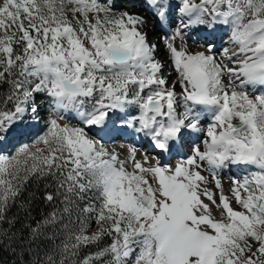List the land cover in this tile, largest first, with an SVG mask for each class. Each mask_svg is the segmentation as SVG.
<instances>
[{
  "label": "snow or ice",
  "instance_id": "obj_1",
  "mask_svg": "<svg viewBox=\"0 0 264 264\" xmlns=\"http://www.w3.org/2000/svg\"><path fill=\"white\" fill-rule=\"evenodd\" d=\"M146 6L179 15L167 65L114 0H0V264H264V0ZM197 26L228 45L192 51ZM126 129L153 154L109 151Z\"/></svg>",
  "mask_w": 264,
  "mask_h": 264
},
{
  "label": "bare ground",
  "instance_id": "obj_2",
  "mask_svg": "<svg viewBox=\"0 0 264 264\" xmlns=\"http://www.w3.org/2000/svg\"><path fill=\"white\" fill-rule=\"evenodd\" d=\"M120 1H122V2L120 3ZM123 1H125V2L123 3ZM114 2H115V0H114ZM174 2L175 1L172 0V3H174ZM122 3H123V5L127 4V6H124V7H128L130 9V11L138 12L139 14H141L142 16L147 18L148 24H147L146 31L148 32V38H149V40L151 42H153V43L158 45L157 53H156L157 59H159L161 62L165 63L166 65L169 64L170 63L169 62V58L167 57V54H165L166 47L164 45V40L166 38V35L170 36L172 34V32L175 30V28H176V26H177V24L179 22V19H180L178 13L174 14L173 23L170 26L169 25H163L165 27V29H160L159 30L158 26H159L160 23L157 21L156 18H154L153 16L148 17L149 16L148 13L140 12L141 10H145V11L149 12L148 7L146 6L147 0H136L134 2H132V0H127V1L126 0H119L118 4L122 5ZM133 4H135V5H145V7H133ZM221 27H222V30L220 31ZM217 28H219V31L217 29H208L205 26H197V27L191 29V31H189L188 37H186V41L187 42L190 41V44L187 43V45L190 46V49L192 51L194 49V48L192 49V47H193L192 45H196V44H199V45L204 46V47L206 45H209V44H215L217 49L222 48L223 46L219 42V39H218L219 38V34L222 31H225V33H226L225 37L228 34H227V31L224 30L223 26H217ZM157 32L162 33V35H160ZM161 52H162V54H161ZM169 70L171 71V69H169ZM174 77H175V73L173 72L172 73V77H170V79L174 78ZM122 132L124 133L125 136H129V134L131 133V129L122 130ZM116 134L117 133L114 132L110 136L104 137V142L110 143V142L115 141L116 139H118V137H116ZM130 141L133 142V147L139 148V149H143V151H145L144 144L146 142H149L146 139H142L140 136H138V137L136 136L135 140L130 139ZM134 141H137V143H135ZM140 145H143V146H140ZM147 153H150V151L147 152ZM227 173H231V174L234 173V174H237L238 176L246 174L244 170H241V169H239L237 167H234V166H230L228 169L224 170L222 172V175L227 174Z\"/></svg>",
  "mask_w": 264,
  "mask_h": 264
},
{
  "label": "rangeland",
  "instance_id": "obj_3",
  "mask_svg": "<svg viewBox=\"0 0 264 264\" xmlns=\"http://www.w3.org/2000/svg\"><path fill=\"white\" fill-rule=\"evenodd\" d=\"M127 1V0H126ZM134 1H136V0H132V2H134ZM173 1H175L174 3H178V0H173ZM122 1H120V3H121ZM125 1H123V3H124ZM129 2V1H128ZM139 2V1H138ZM123 3H122V5H123ZM133 5H135V4H133ZM147 5V4H146ZM123 6H127V4H124ZM126 8H128V7H126ZM128 10L130 11V9L128 8ZM140 12H144V13H148L149 14V16L148 17H151V15H150V13L149 12H147V11H145V10H141ZM153 20V19H152ZM162 25H160L159 24V26H158V28H159V30L160 29H165V27L164 26H162ZM174 28V27H173ZM158 31V30H157ZM163 32V31H162ZM157 33H159L160 35H162V33H160V32H157ZM164 33V32H163ZM223 35V34H222ZM219 42L222 44V46L224 47H226L227 45H228V43L226 44V41H228L227 39H228V35L225 37V35H223V36H219ZM187 42V41H186ZM180 43V41L179 40H177V45ZM187 43H189L190 44V41L189 42H187ZM189 48H190V46L189 45H187ZM193 47H192V49H193V51H204L206 48H207V46L208 45H206L205 47L204 46H201V45H199V44H196V45H192ZM197 47V48H196ZM161 54H162V52H161ZM165 54H167V57L169 58V54H168V51H167V49H166V51H165ZM169 62H170V60H169ZM37 104H38V106H39V109H40V115H41V121H40V127L41 128H43L45 125H44V121L45 120H47V118H48V116H49V114H50V109H49V106H48V104H47V101H46V99H43V98H41V99H38V101H37ZM136 110V109H135ZM137 111V110H136ZM136 113V112H135ZM117 117H119V113L118 114H116L115 115V117H114V119H115V121H116V118ZM124 120H125V118H123V122H124ZM117 122V121H116ZM35 124V121H33V120H31V119H29L28 121H27V123L26 124H24V125H22V127L23 128H28V127H30V126H32V125H34ZM122 126H123V124H122ZM122 129H123V127H121ZM28 139H30V138H28V137H25L24 138V142H28ZM105 145H106V147L109 149V151H115V152H117L119 155H120V158L121 159H124V158H126L128 155H129V152H130V150L133 148V142L132 141H130V139L129 140H125V141H122V140H120V139H116L115 141H113V142H110V143H106L105 142ZM137 149V158L139 159L143 154H145L144 153V151H143V149H139V148H136ZM185 149L187 150V153H186V155H189V154H191V142L189 141L188 142V145L185 147ZM147 154H149V155H152L153 154V152H150V153H147ZM176 160L177 159H169V162L170 163H172V164H174V163H176ZM173 161V162H172ZM234 167H237V168H239V169H241V170H244V166H234ZM241 176H243V175H240V176H238L237 174H231V173H227V174H224V175H222V182H223V184H224V190H225V193H229V188H230V186H231V183H232V179L233 178H239V177H241ZM210 187H211V185H210Z\"/></svg>",
  "mask_w": 264,
  "mask_h": 264
},
{
  "label": "trees",
  "instance_id": "obj_4",
  "mask_svg": "<svg viewBox=\"0 0 264 264\" xmlns=\"http://www.w3.org/2000/svg\"><path fill=\"white\" fill-rule=\"evenodd\" d=\"M42 211L46 212V211H48V208H47V206L44 203H42L40 201H37V208H36V210L34 212V214L37 216V218H39V214Z\"/></svg>",
  "mask_w": 264,
  "mask_h": 264
}]
</instances>
